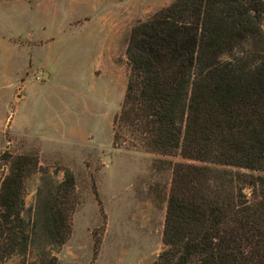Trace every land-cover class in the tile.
<instances>
[{
	"label": "trees",
	"instance_id": "16d2710c",
	"mask_svg": "<svg viewBox=\"0 0 264 264\" xmlns=\"http://www.w3.org/2000/svg\"><path fill=\"white\" fill-rule=\"evenodd\" d=\"M263 23L264 0H174L130 30L113 142L185 160L173 163L164 247L153 264H264ZM7 162L0 264H56L51 255L26 258L24 181L39 160ZM55 190L43 212L49 240L62 243L75 192L69 171Z\"/></svg>",
	"mask_w": 264,
	"mask_h": 264
},
{
	"label": "rangeland",
	"instance_id": "374dc122",
	"mask_svg": "<svg viewBox=\"0 0 264 264\" xmlns=\"http://www.w3.org/2000/svg\"><path fill=\"white\" fill-rule=\"evenodd\" d=\"M173 1L0 0V183L12 155L37 157L40 167L24 181L28 261L157 260L173 163L185 160L115 146L113 118L125 93L131 28ZM256 46L264 49V38ZM67 171L75 183L68 235L55 243L43 211Z\"/></svg>",
	"mask_w": 264,
	"mask_h": 264
}]
</instances>
